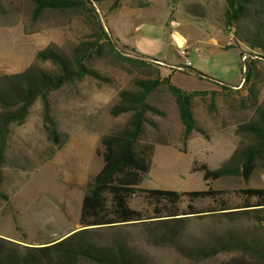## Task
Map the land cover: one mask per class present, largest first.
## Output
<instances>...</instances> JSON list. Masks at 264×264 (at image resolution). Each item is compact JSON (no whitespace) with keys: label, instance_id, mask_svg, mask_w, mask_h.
I'll list each match as a JSON object with an SVG mask.
<instances>
[{"label":"rangeland","instance_id":"obj_1","mask_svg":"<svg viewBox=\"0 0 264 264\" xmlns=\"http://www.w3.org/2000/svg\"><path fill=\"white\" fill-rule=\"evenodd\" d=\"M68 1V8L37 10L34 0H0V78L20 74L31 67L35 71L59 72L58 64L37 58L38 53L47 48L71 64L75 59L82 60L90 71V74L70 80L49 93L48 114L52 123L46 122L43 103L37 98L22 122L9 125L4 147L0 149V238L5 242L0 245L22 255L34 256L35 264H57L37 248L54 245L66 238L54 236L52 241L49 240L55 232L50 227L61 229L62 217L58 216L61 200L74 202L79 196L65 187L93 177L103 162L92 149H85L83 163L77 161L73 158L75 152L67 147L47 167H42L75 130L85 128L84 131L100 134V138L118 131L130 115L112 116L110 109L117 104L121 92L136 90L138 79L170 77L183 66V60L172 44V36V43H169L165 34L167 28L160 23L169 9L170 22L180 16L185 19L182 30L189 40L188 60L194 67L206 76H214L228 84L241 81L237 85H224L202 80L200 89L186 90L197 92L192 99V110L204 133L192 132L186 147L182 143L183 126L173 97L164 86L153 90L148 103L158 113L147 114L150 122L145 124L140 137L142 144L154 146L144 187L184 193L174 207L178 215L163 213L146 221L108 227L80 226L76 232L88 230L69 244L109 248L121 243L144 264H221L230 261L264 264V256L235 246L217 245L203 255L185 252L211 247L227 236L244 241L264 237L263 169L255 170L252 186L250 182L245 184L240 176H228L213 182L211 193L203 191L205 185L201 174L191 172L194 160L205 162L211 168L222 164L237 167L242 162L240 143L248 145L249 140L238 134L239 128L250 122L256 106L264 100V53L242 40L256 32L259 34L252 20L248 15L240 16L228 27L225 0H167V4L166 0ZM260 2L264 1L252 0L248 7L262 14L264 3ZM125 6L132 9L128 12L122 9L109 19ZM99 22L107 39L99 38ZM119 24L129 44L144 50L152 39L160 51L161 47L166 50L164 60L176 65L167 66L148 56L145 57L149 59H139L137 55H142L139 52L118 46L108 28H119ZM225 34L237 48L221 50L217 46L218 42L225 41ZM227 69L229 72L224 75ZM193 75L194 79H200L197 74ZM245 75L247 82L243 83ZM176 78L188 85L194 84L190 76ZM184 149L186 153L182 152ZM16 199L19 214L13 202ZM246 201L250 207H246ZM130 206L151 210L140 193L132 195ZM38 215L45 219L38 221ZM22 228L34 235L28 236ZM7 242L18 247L7 245ZM68 264L96 263L72 257Z\"/></svg>","mask_w":264,"mask_h":264},{"label":"trees","instance_id":"obj_2","mask_svg":"<svg viewBox=\"0 0 264 264\" xmlns=\"http://www.w3.org/2000/svg\"><path fill=\"white\" fill-rule=\"evenodd\" d=\"M225 2L228 7L226 25L229 27L240 16L248 15L259 34L256 32L254 36L242 40L250 47L257 48L264 53V9L261 12L262 14L257 10L252 11L248 7L252 4V0H225ZM34 3L37 10L46 8L64 9L70 6L68 0H34ZM263 3L260 2V4ZM98 24L101 30L99 38L107 39L101 23ZM37 58L40 60L48 59L58 64L59 72L35 71L31 67L20 74L0 78V149L4 147L9 125L13 122H22L28 115L29 107L37 98H40L43 103L46 122L52 123L48 114L49 93L70 80L90 74L82 60L75 59L71 64L53 49L47 48L38 53ZM137 58L149 59L143 55H137ZM187 71L202 75L191 67ZM242 81L243 83L247 82L246 75L243 76ZM160 86H164L176 104L178 117L183 126L182 143L184 147H186L192 132L204 134L202 129L198 127L192 110V99L197 94L196 91L188 92L181 89L173 84L170 77L138 79L136 90L121 92L117 104L110 109L112 116L123 113H129L130 116L118 131L102 136L100 139L97 154L102 158L103 166L83 188L80 215V225L82 227H108L121 223L142 222L159 217L163 213L168 214V216L178 215L174 211V207L178 199L185 196L184 193L140 187L150 170L154 152V146L152 144H142L140 137L144 132L145 124L150 122L147 114L151 112L158 113L157 109L148 103V98L151 92ZM239 129L238 134H243L249 140L248 145L240 143L242 145L240 149L242 156L240 166L230 167L222 164L218 168H211L205 162L196 160L192 162L191 172L201 174L208 193H211L210 185L222 177L240 176L244 183L248 184L257 168L264 170V100L256 106L255 114L250 122ZM58 148H61V146ZM182 152L186 153V149ZM134 193L142 194L151 210L133 209L130 206V200ZM247 206L250 207L248 201H246ZM262 209L264 211V208ZM86 230L88 229L75 232L54 245L37 249L57 264H68L72 257H82L96 264H144L139 256H136L121 243H115L109 248H97L79 243L69 244ZM1 242L5 243L0 238ZM6 244L18 247L13 242H7ZM217 245L235 246L243 251L264 256V237H253L249 241H244L240 238L227 236L221 238L211 247L189 249L185 252L190 255H203ZM35 260L34 256L22 255L17 250L0 245V264H35L37 262ZM221 264L235 263L230 261Z\"/></svg>","mask_w":264,"mask_h":264},{"label":"crops","instance_id":"obj_3","mask_svg":"<svg viewBox=\"0 0 264 264\" xmlns=\"http://www.w3.org/2000/svg\"><path fill=\"white\" fill-rule=\"evenodd\" d=\"M166 4H167V0H166ZM122 9L124 10V12H128L132 9V7L131 6H127V7L125 6L123 8L118 9L117 11H115L110 16L109 19L113 18ZM169 15H170V13H169V9H168L167 14L164 16V18L160 22L162 25H164L165 28H167V33H165V34H167L168 42L172 43L171 36L173 33H177L180 36H182L185 39V41L187 42V44L189 45V40L186 36V32L184 30H182V27H184L183 26V24H184L183 20H185L184 17H181V16L176 17L175 21L170 22ZM109 19H108V21H109ZM107 24H108V22H107ZM118 26H119V28L115 27L114 29L112 28V30L110 28H108V32H109L110 37L116 42V44L118 46L128 47V48L134 49L135 51L139 52L140 54H142L144 56H148L154 60H159V61H162L163 63H166L167 66L176 65V64H172V63H169L166 60H164L167 57L166 50H163L162 47L160 46L161 47V51H160L159 48L156 47V42L152 39L149 40V43L147 44V46L144 50L139 49V48L133 46L132 44H129V42L125 39L123 32L120 30V28H122V25L119 24ZM168 26H170V27L168 28ZM170 28H171V31L168 32V30ZM232 43L233 42L231 41L230 36L225 34V41L222 43L218 42L217 46L221 50H228L231 48H237V47L233 46ZM188 57H189V54H188ZM240 59H241V57H240ZM190 63H191L190 67L193 70H195L196 72L201 73L202 75H198L200 77V79H198V78L194 79L193 74H184V73H182V71H179L176 69V71H174L171 74L170 79L173 82V84L180 87L181 89H184V90L200 89L202 87V86H200V81H202V80H207L208 82H211V83L224 84V85H237L241 81L240 80L236 84L225 83L222 80H220L219 78H215L214 76H206L203 71L198 70L196 67H194L193 62L190 61ZM243 68L244 67L242 66L241 71L243 70ZM228 72H229V69H227L226 71L224 70V75H226ZM179 75L190 76L192 78L191 83H194L197 85H194V84L188 85V84L184 83L179 78H176V76H179ZM194 80H196V81H194ZM84 129L85 128L73 131L71 133V135L69 136V138L67 139V141L62 145V147L56 151V153L52 156V158L48 161V163H46L44 165V167H42V168L44 169L45 167H47L49 165V163L53 159H55L57 157V155L61 154L63 152V150L66 149L67 147H70L71 150L75 152V154L73 155V158L76 159L77 161L82 160V163H83V157H84L85 149H92L97 154V149L100 147V139H101L100 134H96L94 132L84 131ZM191 135L192 134H190L189 139H190ZM187 143H188V141H187ZM97 156H98V154H97ZM102 166H103V164H102ZM101 168H100V170H101ZM254 175H255V173L252 175L251 180H250L251 186L254 183L253 182ZM93 177L91 175L87 178L86 181L84 180L85 182H80L79 184H70V185L67 184L66 185L67 187H65V188L67 190H73V192H76V195H79V196L77 199H75L74 202L70 199L61 200V207H60V213H59L60 215H58V216L62 217L61 218V229L57 228V227L56 228L50 227L52 230L55 231V232H53L54 235L49 238L50 241H52L54 239V236L59 237L58 239H61V238L69 236L72 233H75L79 229V227L81 226L80 225V215H81V206H82V199H83V188L85 187L86 184H88L92 180ZM144 182H145V180H143V182L141 183V185H140L141 188H143V189H154V188H145ZM206 190H207V187L205 186V190H203V191H206ZM13 202H14V205L16 206V208L18 207V214H19L20 213V207H19L18 203H16L17 199H16V201H13ZM39 218H40V220L45 219L44 217L38 215V221H39ZM52 219L54 221V218H52ZM52 223L57 225L55 222H52ZM22 230H24V232L28 236L34 235V234H30V232H28L26 229L22 228Z\"/></svg>","mask_w":264,"mask_h":264},{"label":"built area","instance_id":"obj_4","mask_svg":"<svg viewBox=\"0 0 264 264\" xmlns=\"http://www.w3.org/2000/svg\"><path fill=\"white\" fill-rule=\"evenodd\" d=\"M172 41H173V44L175 46V48L177 49L178 51V54H179V57L183 60L182 61V64L183 66H180L178 67L177 69L179 71H185L189 74H194L193 72H188L187 69L190 68L191 66V63L190 61L188 60V54H187V43L185 41V39L183 38V41H178V40H175L173 37H172Z\"/></svg>","mask_w":264,"mask_h":264},{"label":"bare ground","instance_id":"obj_5","mask_svg":"<svg viewBox=\"0 0 264 264\" xmlns=\"http://www.w3.org/2000/svg\"><path fill=\"white\" fill-rule=\"evenodd\" d=\"M172 37L175 39V40H178V41H183V37L182 36H180L179 34H177V33H173L172 34Z\"/></svg>","mask_w":264,"mask_h":264}]
</instances>
